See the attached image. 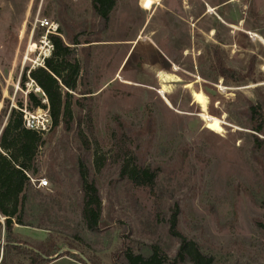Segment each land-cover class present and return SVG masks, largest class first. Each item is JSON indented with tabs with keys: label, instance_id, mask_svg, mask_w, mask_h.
<instances>
[{
	"label": "rangeland",
	"instance_id": "obj_1",
	"mask_svg": "<svg viewBox=\"0 0 264 264\" xmlns=\"http://www.w3.org/2000/svg\"><path fill=\"white\" fill-rule=\"evenodd\" d=\"M40 20L97 26L79 40L100 41L75 49L70 130H51L48 109L28 108L27 94L42 92L21 86L48 49ZM157 71L175 76L165 94ZM193 91L220 131L206 128ZM0 92L40 123L30 174L49 186L27 188L13 233L30 248L53 237L61 251L48 264H85L67 249L97 264H264V0H161L149 11L117 0L106 28L91 0H0ZM80 159L102 199L97 233L81 215ZM135 165L158 172L152 188L133 184Z\"/></svg>",
	"mask_w": 264,
	"mask_h": 264
},
{
	"label": "trees",
	"instance_id": "obj_2",
	"mask_svg": "<svg viewBox=\"0 0 264 264\" xmlns=\"http://www.w3.org/2000/svg\"><path fill=\"white\" fill-rule=\"evenodd\" d=\"M116 5L117 0H91L93 15L105 28L109 25L111 13ZM61 25L65 27V32L59 28V34L65 35L69 45L60 35H49L48 38L53 45L52 54L44 58L42 66L30 69L28 76L27 69L21 76L22 89L25 88L27 79H30L42 92L41 95L34 92L27 94L28 108L48 109L53 131L59 127L70 130L74 120L73 93L78 89L82 71V63L75 53L76 47L82 43L100 41L97 35L92 39L87 37L85 42L79 40V37L88 35L90 30H96L95 24H82L78 33H75L73 26L63 20ZM217 70L226 79L238 84L244 83L245 78L240 77L235 71L222 65H218ZM0 103L2 104L0 108V231L4 229L3 256L0 264H48L50 258L57 256L61 251L53 237L48 236L43 242L30 248L25 244L20 245L21 242L13 233L14 225H21L18 220V210L22 195L31 185L25 171L32 173L31 171L34 170L33 160L39 148V133L25 128L21 103H17L16 107L13 106L9 99L2 98L1 92ZM261 143L264 144V141ZM259 153V158L264 161V148L259 150ZM77 174L83 221L90 231L97 233L102 229L103 224L102 199L97 185L90 179L88 167L83 159L78 161ZM132 175L136 187L149 189L154 186L158 172L135 165L132 168ZM70 252V250L66 252L69 257L77 258L87 264L82 257ZM87 261L97 264L91 258H87ZM171 264L180 263L175 261Z\"/></svg>",
	"mask_w": 264,
	"mask_h": 264
},
{
	"label": "bare ground",
	"instance_id": "obj_3",
	"mask_svg": "<svg viewBox=\"0 0 264 264\" xmlns=\"http://www.w3.org/2000/svg\"><path fill=\"white\" fill-rule=\"evenodd\" d=\"M161 0H139V6L146 10H152L153 6L156 5L157 3H159ZM210 8V7H209ZM211 11V8H210ZM31 49H34V51L37 49L36 45H33ZM157 78L159 79V81H161V83L163 84L162 86V90L161 93H166L167 89L164 84H167L169 82H173L175 76L170 75V74H166L162 71H157L156 72ZM189 86V85H188ZM38 91H40V89H37ZM193 98H194V102L196 104H198L204 111V114H202V117L206 120V128L209 129L211 132H217L221 130V126H220V122L219 119L209 116L205 113L206 107H207V97L203 92H198V91H193L192 93ZM168 104H170L167 101ZM203 119V120H204Z\"/></svg>",
	"mask_w": 264,
	"mask_h": 264
},
{
	"label": "built area",
	"instance_id": "obj_4",
	"mask_svg": "<svg viewBox=\"0 0 264 264\" xmlns=\"http://www.w3.org/2000/svg\"><path fill=\"white\" fill-rule=\"evenodd\" d=\"M39 25L40 27L47 29L46 34L42 37L41 43L48 47L46 54H44V58L50 56L52 54L53 51V45L51 43V41L49 40L48 36L49 35H60L59 34V27L58 24L56 23H49L46 20H40L39 21ZM44 62V59L42 60V64ZM41 64V65H42ZM37 87V86H36ZM37 89H39L37 87ZM24 113V126L26 129H30V130H34L36 132H40V128H39V121L38 119L35 118H28V114L26 113V111H22ZM50 118V117H49ZM51 121V119H50ZM25 174L27 175V177L29 178L30 184L35 188V189H45L49 186V181L46 178H33L32 174H30L29 172L25 171Z\"/></svg>",
	"mask_w": 264,
	"mask_h": 264
},
{
	"label": "water",
	"instance_id": "obj_5",
	"mask_svg": "<svg viewBox=\"0 0 264 264\" xmlns=\"http://www.w3.org/2000/svg\"><path fill=\"white\" fill-rule=\"evenodd\" d=\"M67 251H69V249H67ZM70 251H72V250H70ZM73 252V251H72ZM56 257H58V255L57 256H55V258ZM54 258V257H53ZM53 258H50V260H52ZM82 258H83V260H85V261H87L83 256H82Z\"/></svg>",
	"mask_w": 264,
	"mask_h": 264
}]
</instances>
